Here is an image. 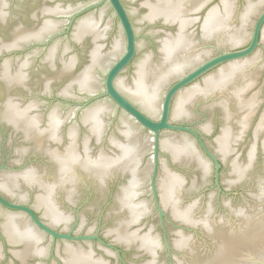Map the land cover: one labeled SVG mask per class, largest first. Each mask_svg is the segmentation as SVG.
<instances>
[{"label":"water","instance_id":"1","mask_svg":"<svg viewBox=\"0 0 264 264\" xmlns=\"http://www.w3.org/2000/svg\"><path fill=\"white\" fill-rule=\"evenodd\" d=\"M125 252L129 264H264V0H238L188 134Z\"/></svg>","mask_w":264,"mask_h":264},{"label":"flooded vegetation","instance_id":"2","mask_svg":"<svg viewBox=\"0 0 264 264\" xmlns=\"http://www.w3.org/2000/svg\"><path fill=\"white\" fill-rule=\"evenodd\" d=\"M126 257H127V253L124 252V254H123V256H122V259H120V261L122 262V264H129V263L127 262Z\"/></svg>","mask_w":264,"mask_h":264}]
</instances>
